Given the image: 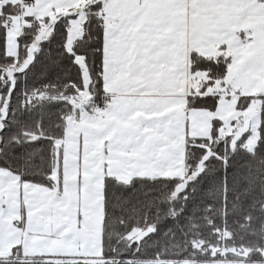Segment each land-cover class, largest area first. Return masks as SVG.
<instances>
[{"label":"snow or ice","instance_id":"1","mask_svg":"<svg viewBox=\"0 0 264 264\" xmlns=\"http://www.w3.org/2000/svg\"><path fill=\"white\" fill-rule=\"evenodd\" d=\"M0 264H264V0H0Z\"/></svg>","mask_w":264,"mask_h":264}]
</instances>
